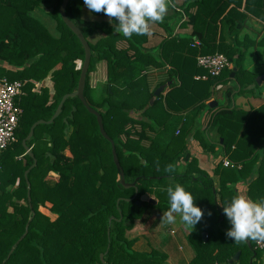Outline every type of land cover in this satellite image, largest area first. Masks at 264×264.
<instances>
[{
    "label": "trees",
    "instance_id": "trees-1",
    "mask_svg": "<svg viewBox=\"0 0 264 264\" xmlns=\"http://www.w3.org/2000/svg\"><path fill=\"white\" fill-rule=\"evenodd\" d=\"M42 1L0 0V77L23 82L16 101L22 109L16 140L0 160V264H164L165 253L136 250V239L128 236L148 207H170L167 199L135 203L149 194L153 183L158 192L180 184L205 212L188 232L195 253L186 264H229L237 251L238 260L230 264H264V249L256 241L226 238L231 225L223 214V206L238 195V182L247 183L249 198H264V103L249 110L232 103L236 94L256 83L257 74L244 68V59L249 47L264 45V38L256 42L240 32L252 17L264 22V0H183L179 5L170 0L172 12L156 22L166 36L149 47L148 35L125 38L115 31L118 21L109 23L103 13H92L99 19L83 18V0L68 1L66 15L91 49L85 100L100 113L125 181L135 182L138 189L135 198L134 187L120 183L111 144L101 135L96 116L77 96L65 99L51 123L35 126L26 141L33 156L26 153L22 140L30 126L48 120L62 96L77 88L84 57L79 38L59 14L61 0L49 12L55 33L32 14ZM176 8L186 16L179 26H191L188 34L174 32L182 17ZM215 52L229 63L219 75L197 63L198 54ZM155 71L160 78L150 88ZM47 77L52 92L36 84ZM164 83L167 87L150 105L153 91ZM214 94L222 102L210 108L206 101ZM156 105L164 114L149 112ZM206 110L211 113L201 128ZM181 113H186L181 126L171 130L170 117ZM212 130L222 138L223 156L210 175L199 167L197 157H184L189 136L214 152L219 140L206 135ZM223 157L240 167L223 166ZM169 164L175 173L165 171Z\"/></svg>",
    "mask_w": 264,
    "mask_h": 264
},
{
    "label": "clouds",
    "instance_id": "clouds-1",
    "mask_svg": "<svg viewBox=\"0 0 264 264\" xmlns=\"http://www.w3.org/2000/svg\"><path fill=\"white\" fill-rule=\"evenodd\" d=\"M87 10L103 13L117 33L125 38L136 35H150L151 23L163 22L170 6V0H83ZM174 6V5H173ZM165 171L175 173L174 165L169 164ZM170 207L163 212L161 222L173 224L176 215L191 228L203 220L205 212L194 204L193 195L180 184L169 185L166 189ZM209 216L211 212L207 213ZM223 214L231 225L225 232L226 238L236 243L256 241L264 243V198L253 200L243 194L234 196L223 206Z\"/></svg>",
    "mask_w": 264,
    "mask_h": 264
},
{
    "label": "crops",
    "instance_id": "crops-1",
    "mask_svg": "<svg viewBox=\"0 0 264 264\" xmlns=\"http://www.w3.org/2000/svg\"><path fill=\"white\" fill-rule=\"evenodd\" d=\"M48 1H49L48 3H50L48 6H46V7L50 8L48 11L45 10L46 7L42 6V4H40L41 9L38 8V7L33 9L32 14L35 15L40 20H41V18H48L49 20L47 22H54V20L49 15V12H51L56 0H48ZM44 2L47 3V0H44ZM182 2H183V0H176L177 5L181 4ZM81 9H82L81 15H82L83 18H90V17L92 19L93 18H97V19L101 18L100 16H96V15L92 14V12H89L87 10V8L85 7L84 3L82 5ZM172 9L169 8L167 14H170L172 12ZM176 9L181 12L182 17L178 20V23L176 24L177 28L175 29L174 32H179L181 34H188L191 31V26L190 25L183 26V27L179 26V23L185 21L186 16H185L183 10H181L180 8H176ZM40 10L43 13L47 14L49 17L42 15ZM250 19H251L250 22H248L247 26H245V28L240 32V34H241L242 37L244 35H247L250 38L254 39L256 42H258V41H260V40H262L264 38V22L254 18V17H252ZM54 24L56 25V22H54ZM150 28H151V34L148 35L149 36V40H148V43L146 44V46H148V47L154 45L157 40H160L161 36L162 37L166 36L165 30L161 26H159L158 24L151 23L150 24ZM253 46L254 47L258 46L257 48H259V47L264 48L263 47L264 45H256V44H254ZM249 48L251 49L253 47L251 46ZM247 52H248V49H247ZM247 52H246V54H247ZM245 58H246V56H245ZM261 62H263V63H261ZM244 63H245V59H244ZM255 64H257V65L259 64L260 68H258V69H262V70H259V71L257 69L256 70H252L250 68V65H249V67H246L245 64H244V68H246L247 70L257 74L256 77H258V78L256 79V83H255L256 85L255 84L251 85V90L250 91H245L243 93L236 94L233 97V99H232V103H233L234 107L241 108V109H244V110H249L252 107H254V108L259 107L260 105H262L264 103V67L261 68L262 65L264 64V60L262 58H260L259 56H257L255 61L253 62V67H255ZM158 73H159V71H158ZM232 75H233V73H231V76ZM154 77L156 78V81L159 80L160 75L157 74V71L151 73V75L149 77L150 82L152 81V79ZM36 84H37V86H39L40 83H36ZM166 87H167V85H166ZM255 94H259V95H255ZM220 97L217 96V94H214L209 100L206 101V104L208 105V107L214 108V107H216L218 105V101H221L222 97L221 98ZM210 113H211V110H206L205 112H203L202 117H201V123H202V127L201 128H204V126L206 125V123H207V121L209 119ZM180 115L183 116V118H184L186 113H181ZM177 129H179V128H177ZM206 135L213 142H216L217 139L219 140V142L215 144V151L214 152L207 151V150L203 149L196 139H194L191 136H189V138H188V140H189L188 141L189 151L187 153L190 154L189 157L190 156L197 157L198 163H199V167L204 169V170H206L211 175L213 168L216 166V164L221 160V157L223 156V152H221L222 138H220V136L217 134L216 130L215 131L212 130L210 132L207 131ZM215 154H218V156L215 157L214 156ZM168 181L169 182H173L172 180H168ZM235 189H236V192L238 193V195L243 194V195L249 197L247 195V183L246 182H238V183H236ZM151 209H153L151 211H160V210H158L156 208H151ZM161 211L165 212L167 210H161ZM146 213H147V209H146ZM55 217H56V215H55ZM155 224H157V219H154L151 214L144 220L143 224L140 222L139 219H137L135 221V223H134V227L128 232V236H129V238L137 239L136 237H138V235L140 233L142 234V231H139L140 229H146L149 226L154 227ZM190 228L191 227H188L183 232L187 236V239H188V232H189ZM135 231H138L137 232L138 234ZM170 233L171 234L174 233L173 236L175 238L178 236V230H175L173 228H172V230H170ZM188 241H189V239H188ZM145 242H146V240H145ZM137 243H138V241L134 242L133 248L136 249V250H139V251L147 252V251H150L153 248L157 249L156 247L149 246L150 243L148 241L146 242V248H144V249H140L138 246L135 247V244H137ZM189 244H190L189 248H187L188 255L184 254L186 256V260L187 261H181L182 263L178 262V259H177L176 255H175V257L170 258V256L166 252L167 250H164V251H161V252L165 253V255L167 257L166 261L164 262V264H183V262H184V264L188 263L190 261V259L193 257L194 253H195L194 248L191 245L190 241H189ZM157 250L160 251V249H157ZM180 250H181V252H179ZM184 251H185V248H182V246L179 245L178 249L176 251L177 254L180 253L179 254V258L181 256H183V252Z\"/></svg>",
    "mask_w": 264,
    "mask_h": 264
},
{
    "label": "rangeland",
    "instance_id": "rangeland-1",
    "mask_svg": "<svg viewBox=\"0 0 264 264\" xmlns=\"http://www.w3.org/2000/svg\"><path fill=\"white\" fill-rule=\"evenodd\" d=\"M41 4L44 7L49 5L46 2H44V0L41 2ZM37 7L41 9V6L39 4ZM49 9H50L49 7L45 8L46 11H48ZM40 12L42 13V15L49 17L47 14L43 13L41 10H40ZM48 20H49L48 18H41V21H42L41 23H43L45 25L46 29H48L50 32L55 33L56 29H55L54 22H47ZM117 45L119 47L124 46L123 42H119ZM252 47L253 48H251V49L248 48V52L246 54L244 64L246 67H249V65H250V68L252 70H256V69L258 71L262 70V69H258V68H260L259 64L258 65L255 64V67H253V62L255 61L257 56H259L260 58H262L264 60V48H262V47L257 48L258 46L257 47L252 46ZM103 63H105V62H103ZM261 63H263V62H261ZM263 67H264V64L262 65L261 68H263ZM157 74H159L158 71H157ZM161 77H162V79H164L163 75ZM257 78L258 77H256L255 79H257ZM157 82L158 81H156V78L154 77L151 81L150 88H153ZM39 86L48 87L50 92L53 91L52 82L50 80V77H47L46 79H44L39 84ZM19 99H20V96L16 97L15 101H19ZM221 102H222V100L220 101V103ZM149 112H151L152 114H155L157 116L164 114L163 108L160 105H156L155 107L151 108L149 110ZM182 119H183V116H181L180 114L172 115L170 117L169 124H168L170 126V129L174 130L176 127L181 126V123L183 122ZM177 132H178V130H176V133ZM65 152L67 154H69L68 150H66ZM148 189H149V194H150L149 196L152 197L154 200H158V199H167L168 200L167 192H164V191L158 192V190H156V183H153V186L151 188H148ZM151 208L152 207H148L149 210L147 209V213L145 210L139 220L143 224L144 220L151 214L154 219H157L158 225L155 224L154 227L149 226L146 229H140L139 231H142V234L140 233L138 235V237H136L137 239L135 242L138 241V243L135 244V247L138 246L140 249H144V248H146V242L148 241L150 243L149 246L156 247L157 249H160V251L167 250L166 252L170 256V258H173L176 255L178 262L187 261L185 255H188L187 248H189L190 244H189V241L187 239V236L183 232L189 226H186L180 220L179 214H175L176 215V222L175 223H173V224L162 223L160 220H161L163 211H161V210L160 211H151V210H153ZM48 215L51 216L50 218H55L54 214L48 213ZM172 228L175 230H178V236L176 238L173 236L174 233L173 234L170 233V230H172ZM135 232L137 233L138 231H135ZM145 240H146V242H145ZM179 245H181L182 248H185V251L183 252V256H181L180 258H179L180 253H178V254L176 253ZM179 252H181V250ZM236 263L239 264V262H236ZM183 264H184V262H183Z\"/></svg>",
    "mask_w": 264,
    "mask_h": 264
},
{
    "label": "water",
    "instance_id": "water-1",
    "mask_svg": "<svg viewBox=\"0 0 264 264\" xmlns=\"http://www.w3.org/2000/svg\"><path fill=\"white\" fill-rule=\"evenodd\" d=\"M69 0H61V3L59 5V14L63 20V22L68 26V28L77 35V37L79 38L82 46H83V49H84V57H83V62H82V66H81V70H80V75H79V79H78V83H77V88L70 92V93H66L62 96L61 100L59 101V104L56 108V110L54 111L53 115L48 119V120H44V119H38L37 121H35L31 126H30V130L28 132V134L25 136V138L22 140V144L23 146L25 147L26 149V153H28L29 155L33 156L32 152H31V149L26 145V141L33 135V131H34V128L36 125L40 124V123H51L53 121V119L59 115V113L61 112V109H62V105L65 101V99L67 97H72V96H77L83 103V105L91 112L93 113L95 116H96V121H97V124H98V127H99V131L101 133V135L106 138L110 144H111V152H112V158H113V162L115 163L116 165V168L119 172V176H120V183L121 185H123L125 188H128V187H134L135 189V194L132 198H135L136 196V193H137V187L135 186V182H126L125 181V178H124V173H123V170L121 168V165L119 163V160H118V157H117V154H116V150H115V145H114V142L113 140L109 137V135L106 133L105 129H104V126H103V122H102V117L100 115V113L92 108L88 103L87 101L85 100V97H84V94H83V90H84V85H85V77H86V72L88 70V67H89V64H90V58H91V49H90V46L88 44V42L86 41L85 37L83 36L81 30L74 24L73 21H71L67 15H66V12H65V8H66V5L68 3ZM166 83L164 84H160L158 87H156V89L153 91V95L151 96L150 100H149V104L151 105L154 100L156 99V97L161 93L163 92V90L165 89L166 87ZM109 88V86H108ZM189 153H186L184 159L187 160L188 157H189ZM36 163V160L34 159L33 161V165H35ZM29 170V169H28ZM28 170H26L25 172V175L26 173L28 172ZM140 201H149L151 203H156V200H154L152 197L149 196L148 193H143L142 195H140L139 199L135 201L136 204H139ZM201 236L203 238V240H205L206 238V233L203 231L201 232ZM239 255H240V251H237L233 256L232 258H230L228 260V263H232V262H235L238 260L239 258ZM100 257L102 258L103 257V254L101 253L100 254Z\"/></svg>",
    "mask_w": 264,
    "mask_h": 264
},
{
    "label": "built area",
    "instance_id": "built-area-1",
    "mask_svg": "<svg viewBox=\"0 0 264 264\" xmlns=\"http://www.w3.org/2000/svg\"><path fill=\"white\" fill-rule=\"evenodd\" d=\"M197 43V42H195ZM197 63L206 69L211 75H219L224 67L228 66L227 57L219 52L197 56ZM205 75H197L196 78H205ZM23 82L20 80H8L0 77V160L2 152L16 140L15 131L22 113L21 107L15 101L22 93ZM222 164L225 167H240L229 158L223 157ZM259 249H264V243H257ZM213 264H226L214 262Z\"/></svg>",
    "mask_w": 264,
    "mask_h": 264
}]
</instances>
